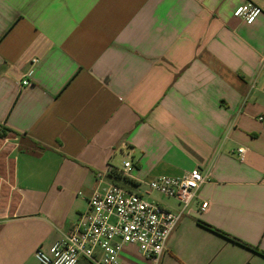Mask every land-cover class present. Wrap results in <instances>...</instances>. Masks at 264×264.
<instances>
[{"label":"crops","instance_id":"0c3cea01","mask_svg":"<svg viewBox=\"0 0 264 264\" xmlns=\"http://www.w3.org/2000/svg\"><path fill=\"white\" fill-rule=\"evenodd\" d=\"M245 1L0 0V264H41L113 183L177 211L148 182L195 167L165 252L123 264H264V0L251 24Z\"/></svg>","mask_w":264,"mask_h":264},{"label":"built area","instance_id":"2783aa9c","mask_svg":"<svg viewBox=\"0 0 264 264\" xmlns=\"http://www.w3.org/2000/svg\"><path fill=\"white\" fill-rule=\"evenodd\" d=\"M262 12V6L247 0L234 14L251 24ZM30 83L27 78L22 80L23 85ZM262 89L264 91V83ZM238 151L243 160L245 148L240 147ZM132 165V160L125 161L124 170H129ZM208 180L209 174L200 167L183 176L162 175L150 180L149 190L179 200L181 208L177 211L165 209L120 184L98 189L89 197L87 210L80 214L72 230L48 250L39 247L35 258L41 264H77L81 258L91 264H123V247L135 244L145 256L157 259L165 252L178 222ZM209 207L210 201L205 200L200 208L207 211Z\"/></svg>","mask_w":264,"mask_h":264},{"label":"rangeland","instance_id":"374dc122","mask_svg":"<svg viewBox=\"0 0 264 264\" xmlns=\"http://www.w3.org/2000/svg\"><path fill=\"white\" fill-rule=\"evenodd\" d=\"M10 159L4 154L2 158L0 157V169H9L12 168Z\"/></svg>","mask_w":264,"mask_h":264},{"label":"trees","instance_id":"16d2710c","mask_svg":"<svg viewBox=\"0 0 264 264\" xmlns=\"http://www.w3.org/2000/svg\"><path fill=\"white\" fill-rule=\"evenodd\" d=\"M207 224V223H206Z\"/></svg>","mask_w":264,"mask_h":264}]
</instances>
